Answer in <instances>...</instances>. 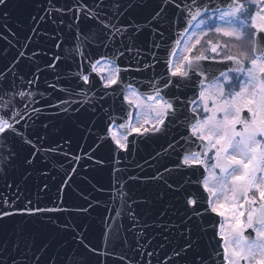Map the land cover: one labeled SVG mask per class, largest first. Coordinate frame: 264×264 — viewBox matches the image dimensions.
Masks as SVG:
<instances>
[{
    "label": "snow or ice",
    "instance_id": "obj_1",
    "mask_svg": "<svg viewBox=\"0 0 264 264\" xmlns=\"http://www.w3.org/2000/svg\"><path fill=\"white\" fill-rule=\"evenodd\" d=\"M10 6L31 22L24 49L42 31L49 35L37 27L38 21L56 26L54 31L65 39L53 37L52 47L59 51L42 66L38 61L47 54L43 50L33 49L29 56L18 49L8 59L7 48L18 46L19 39L12 45L0 31V39L9 41L0 48V180L8 189L19 195L18 179L27 181L38 172L45 180L38 187L47 192L46 181L56 174L50 176L45 169L68 161L72 167L60 177L59 194L69 186V172L80 175L77 165L88 178L103 171L120 151L131 156L137 144L166 138L171 131L179 138L164 149L176 156L172 168L160 166L167 177L160 167L143 176L125 168L113 175L109 169L107 191L111 194L116 186L122 211L112 209L120 220L114 225L109 221L102 230L100 246L88 241L94 197L87 192L85 203L71 210L36 206L31 199L18 206L0 196V264H109L117 249L121 264H264V0H72L63 7L56 0H0V9ZM137 8H150L143 21L128 15ZM69 14L71 21L65 19ZM0 27L18 37L7 24ZM168 33H175V39H166ZM212 34L230 39H204ZM202 42L205 47L197 52ZM158 65L165 71L153 75ZM49 72L56 82L41 92V77ZM20 81L34 87L18 90ZM37 96H47L43 107L56 109L62 119L55 132L44 121L37 126L43 110L35 107ZM117 99L119 116L113 114ZM104 119L105 135L94 148H106L109 160L89 156L97 166L92 167L65 151L76 135L87 140ZM33 137L47 142L42 153ZM25 150L28 155L22 156ZM160 156L157 151L151 160L159 163ZM172 172L187 179L176 184ZM153 182L173 194L171 209L178 221L165 219V209L151 223L143 218L129 185L148 187ZM65 211L69 219L62 220ZM18 216L27 219L17 222ZM124 221H130L132 241L122 235ZM208 228L218 237L214 247L207 245L211 252L202 248ZM158 252L163 255L156 258Z\"/></svg>",
    "mask_w": 264,
    "mask_h": 264
},
{
    "label": "water",
    "instance_id": "obj_2",
    "mask_svg": "<svg viewBox=\"0 0 264 264\" xmlns=\"http://www.w3.org/2000/svg\"><path fill=\"white\" fill-rule=\"evenodd\" d=\"M72 0H56V4L63 7L66 3H71ZM90 3L91 0H88ZM12 3H15V0H12ZM150 11L148 9H133L128 15L134 17L138 21H143L147 16V12ZM169 14H171L172 9H169ZM59 19V16L57 17ZM67 21H71V14L65 17ZM126 22V20H121V23ZM31 22L26 18V16L21 15L13 6H10L7 9H0V26L7 24L8 28H11L16 33H18V37H12L10 33H7L6 29L0 27V31H5V33L9 36V39L12 41V45H15L17 39H19L18 46H9L7 48L8 59H11L12 56L16 55L18 49H24L25 40L24 37L29 35L28 32V25ZM37 27L42 30H47L49 35H45L42 31L40 37L36 38V41L31 43L30 47L24 49L26 53L31 56L32 50L34 49L36 52L40 53L45 52L46 55L41 56V60L38 61L43 66V61L50 60L52 58V54L54 52H58L59 50L52 47L53 44V37L59 35V40L63 41L65 36L63 34H58L54 31L55 27L51 23H46L44 21H38ZM63 27V26H62ZM69 30L68 28H64V32L67 33ZM171 35L173 40L175 39V33H168L167 36ZM142 39L146 37H141ZM6 44H9L8 40L0 39V48H4ZM65 48L70 47V45L65 44ZM163 54H161V60H163ZM0 67H3V63H0ZM67 67V65H64ZM84 67H87V61L84 62ZM216 67H223V65H217ZM71 69L73 71L76 70V65L72 64ZM165 71V68L162 65H158L156 73ZM94 75V74H93ZM98 79V78H97ZM179 79V78H175ZM54 77L49 74L47 77L42 76L41 81L39 84V90L42 92L47 89L48 83H55ZM134 83V82H133ZM34 86H25L23 81L18 82L17 89L18 90H25L30 91L31 88ZM50 92L51 90L48 89ZM183 94V92H182ZM190 96V93H189ZM48 97H44L47 99ZM44 99H41L37 96V100L39 101L35 104V107H42L43 110L39 116V119L36 120L37 126H39L40 121H44L48 123L50 127H53V132H55L56 127H60L63 124L61 118L57 115V110L49 107H43ZM111 102V101H110ZM126 106V105H125ZM115 108L114 115L119 116V107H120V100L117 99L113 105ZM107 125V120L104 119L103 122L97 121V125L94 129V134L90 135L87 140H82L79 135H76L73 139V142L70 145L65 146V151L74 154L80 158L82 163H87L92 167H97L95 165V161H89V156H99L102 159L109 160V153L106 148H101L96 150L94 148V143L99 142L98 138L105 135V128ZM178 134L175 131H171L170 134L166 138L160 139H153L147 142H141L137 144L132 152V155L129 156L127 153L120 151L116 154L115 160H109L108 163L103 165V171L98 173L90 174L88 178H85L84 172L82 169L79 168L77 165V170L80 172V175H76L72 177V173H68V176L71 177L69 180V186L66 188L65 192H61L58 194L57 186L60 184V177L65 175V169L71 168L72 164L68 161L64 162L63 167L60 163H55L54 167L50 166L49 168L45 169L51 176L53 173L56 174L55 179H48L46 182L49 184V189L47 192L41 191L39 185H42L45 180L43 177L40 176L38 172L34 173L31 178L27 181H24L22 178L18 179V183L20 184L21 191L19 195L17 194L15 189H8L5 186L3 180H0V196H7L16 201L18 206H22L26 203L27 199H31L33 204L40 207H53L54 205L62 206L66 210L73 209L76 205H80L85 203L83 192H87L92 203L91 215H89L88 220L91 224V230L88 233V241L96 246H100L102 244L101 240V232L103 229H107L109 226V221L112 222L114 225L117 221L120 220L119 216H114L112 209L115 207L117 212L122 211L120 207H117V199H118V192L116 190V186L113 184L111 189V194L107 191L109 188V169L112 170L113 175H116L120 168H125L128 172H133L139 174L141 176L145 175L146 173H154L157 167H160L163 164H167L169 168H172L173 162L176 160L175 155L169 156L168 152H165L164 149L167 147V142L172 141L173 139H178ZM131 139V138H130ZM33 140L36 141L40 152H43V149L47 147L46 141L37 140L36 137H33ZM63 143V142H62ZM130 147H132L130 145ZM159 151L161 156L159 159V163H156L151 160V157L155 155V153ZM171 151V150H169ZM22 156L28 155V152L22 151ZM119 157H124V160H120ZM149 161V163H145V161ZM139 163L142 167L136 168L135 164ZM152 164L153 166H149ZM41 166L38 163V167ZM160 172L163 173L166 177L169 176V173H164L163 167H160ZM14 175L18 176V173H14ZM172 182L179 184L182 183L187 177L182 175H178L176 172L171 173ZM10 182V181H9ZM92 184L96 185V188H92ZM132 189V195L137 199V203L139 204V210L145 220L151 223L153 220L157 219V213L161 209L169 210V216L165 217V219H172L173 221H178L179 216L175 214V209H171V205L176 203V200L173 199V194L168 191L166 187H163L159 184L153 182L150 186L144 187L139 186L137 187L135 184L129 185ZM105 189V191H101ZM158 193L164 194V199L158 198ZM59 195V199H57ZM206 195V194H205ZM111 197V198H110ZM147 198V202L145 203L144 200ZM178 199V198H177ZM181 205L177 204V208ZM31 207V206H30ZM54 215H61L60 213H55ZM214 216V214H212ZM27 218L23 217H16V221L26 220ZM62 220L69 219L68 211H65L61 215ZM215 219H219L216 217ZM103 221V223H102ZM211 222V216L205 217V226ZM130 221H124L122 224V235L127 234L128 239L132 241L131 230H129ZM139 226H137L138 228ZM153 230L149 229L148 235H152ZM64 239H70V237H63ZM174 239L178 240V237ZM215 239H218L216 237ZM215 239L213 237V230L208 228L207 236L202 241V248L206 252H211L212 248L207 247L209 243L215 246ZM104 246L107 247V237H105ZM103 251V248L101 249ZM120 249H117V256L115 258H109V264H121L119 259ZM127 252V249H124ZM55 259V251L50 252ZM22 257V253L20 254ZM61 257L63 253H60ZM128 255L131 256L132 253L128 252ZM163 255L162 252H158V256ZM155 259V258H154ZM123 264H128L127 260L123 261Z\"/></svg>",
    "mask_w": 264,
    "mask_h": 264
},
{
    "label": "flooded vegetation",
    "instance_id": "obj_3",
    "mask_svg": "<svg viewBox=\"0 0 264 264\" xmlns=\"http://www.w3.org/2000/svg\"><path fill=\"white\" fill-rule=\"evenodd\" d=\"M203 47H205V45H204V43L202 42V44H201V45H198V46H197V49H196V51H197V52H199V51H200V50H201ZM208 54H209V55H211V53H210V52H209Z\"/></svg>",
    "mask_w": 264,
    "mask_h": 264
},
{
    "label": "rangeland",
    "instance_id": "obj_4",
    "mask_svg": "<svg viewBox=\"0 0 264 264\" xmlns=\"http://www.w3.org/2000/svg\"><path fill=\"white\" fill-rule=\"evenodd\" d=\"M219 37V36H218ZM220 39L219 40H221V37H219Z\"/></svg>",
    "mask_w": 264,
    "mask_h": 264
}]
</instances>
